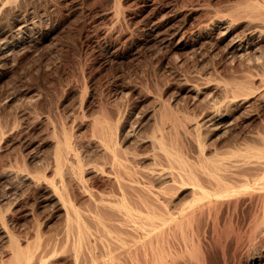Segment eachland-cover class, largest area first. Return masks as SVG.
Here are the masks:
<instances>
[{
    "label": "rangeland",
    "instance_id": "obj_1",
    "mask_svg": "<svg viewBox=\"0 0 264 264\" xmlns=\"http://www.w3.org/2000/svg\"><path fill=\"white\" fill-rule=\"evenodd\" d=\"M4 1H0V12L4 14L0 13V30L6 31L1 38H11L17 19L25 16L40 23L44 35L36 48H20L14 55L17 57L0 68V123L5 125L7 134L3 133L0 139V207H6L2 198L9 191L22 193L20 202L29 203L27 207L32 208L26 216L15 213L14 204L13 212L12 208L7 210L9 213L2 208L17 232L24 225H32L35 214L48 231L46 235L63 226V210L50 206V199L42 189L20 176L11 178L3 173L12 158L20 164L27 161L26 171H35L43 157H51L54 146L49 120L69 123L73 133L76 131L74 134L91 148L92 142L87 145L88 136L91 137L89 122L102 112V107H107L114 116L119 108L129 131L149 133L154 120L161 117L160 105L165 102L187 123L203 121L201 130L203 136L206 133L207 145L212 143L211 149L219 148L226 160H264L257 151L258 145L264 142V37L260 41L261 51L258 49L248 55L252 58L230 61L225 53V41L215 38L219 30H212L210 24L213 13L229 0H66L67 3L65 0H18L15 1L18 7L15 2L10 5ZM35 10H39L38 13ZM245 23H237L236 29L243 30ZM154 24L159 30L164 27L166 30L172 24L180 26V32L171 38L167 36L166 40L160 36L148 38L145 32ZM208 31H213L209 40L203 36ZM249 74L255 78L254 83L246 91L234 93L235 84L231 80L241 77V81ZM217 105L225 120L204 121ZM12 121L18 123L14 122L16 127ZM10 125L15 129L11 130ZM32 147L35 154L42 157L38 156L37 164L30 157ZM247 147L251 148L250 153ZM101 179L105 177L100 176L98 181ZM178 190L174 194L176 201L191 204L185 216L174 224V232L171 230L172 234H177V239L186 235L190 237L187 240H191L186 248L184 245L174 247V251L182 253L179 256L183 260L177 256L178 264H197L198 260L202 261L200 264H264V209L262 199L258 201L264 188L238 187L213 196L212 200L195 203L191 202V185ZM222 199L226 202L218 206ZM230 199L239 200L236 207L227 204ZM247 231H252L251 237Z\"/></svg>",
    "mask_w": 264,
    "mask_h": 264
},
{
    "label": "bare ground",
    "instance_id": "obj_2",
    "mask_svg": "<svg viewBox=\"0 0 264 264\" xmlns=\"http://www.w3.org/2000/svg\"><path fill=\"white\" fill-rule=\"evenodd\" d=\"M15 1L18 2V0H5L4 4ZM65 2L67 3L66 0ZM14 4L17 6L16 2ZM205 4L202 3L203 6H207ZM221 4L223 5L224 2L219 5ZM25 6L28 5L25 4ZM210 6L209 4L208 7ZM212 10L213 13L214 8ZM38 11L35 10L37 13ZM0 13L4 15L3 12ZM213 14H211L212 18L210 17L211 29L219 30L215 38L218 41H225L223 43L225 47H223L226 52H224L228 54L230 61L236 58L243 59L258 49L261 51L259 47H262L260 41H263L261 38L264 37V0H234L233 2L229 0L222 9L218 8L216 14L215 12ZM7 15L9 14H6L5 18ZM242 21L246 22L245 26L243 25L244 28H241L243 30H237L236 24ZM39 25L40 23L37 24L33 18L25 16L17 19L14 32L10 34L11 38L7 36L1 38L6 30H0V68L6 66L10 59L17 57L14 55L20 48L31 46L36 48L35 45L44 38ZM164 28L159 30L154 24L149 26L145 33L148 38L160 36L159 38L163 40L167 36L174 37L180 32V26L173 24L167 26L166 30ZM212 32L208 31L203 36L209 40ZM188 40L183 44L186 45ZM235 79H237V81L234 80L236 83L231 80L233 85L235 84L232 86L233 89L231 88L234 93L246 91L255 80L251 74L241 81L239 80L241 77ZM246 97L247 100L248 96ZM160 106L163 109L161 117L154 120L149 133L140 132L141 134L139 130L136 133L134 130L127 129L119 108L115 109L114 116L111 115L112 113L109 114L111 110L108 111L107 107H102L105 109L101 108L102 112L92 117L89 122L91 137L88 136L87 145L92 142L91 148L86 147L84 144L86 142L74 134L76 131L73 133L72 125L69 126V123L62 120V122L59 120L60 123H55L49 120V117H45L50 121V137L53 139L54 147H52L51 157L46 159L43 157L40 162L39 154L38 156L35 154L36 151L32 145L33 147L29 148L30 157L34 163L35 161L41 163L39 168L35 171H26L27 161L20 164V161L12 158L9 161L10 167L7 164V168L3 165L5 168L1 169L8 177L20 176L19 178L42 189L46 194L45 197L50 199V206L56 205L63 210V226L57 228L58 230L54 229L55 231L50 235H46L48 231L42 227V220L35 214V222L29 226L24 225L23 229L17 232L11 225L6 211H9L14 204V212L26 216L30 214L32 208L27 207L29 203L20 202L22 193L6 192L5 197L2 198V203H6V207L2 208H6V211L0 207V264H178L177 256L178 259L181 258L179 255L182 253L173 249L181 245L186 248L185 245L191 241L187 240L190 237L186 238V235L179 240L177 234L171 232L176 227L174 224L185 216L186 209L191 205L180 203V200L176 201L174 194L179 191L178 189L191 185V202L195 203L206 199L212 200L211 197L234 191L238 187L264 188V160L246 159L235 162L226 160V155L221 153L219 148L211 149L212 143L207 145L208 142L204 138L206 133L203 136L201 130L205 124L203 121L202 123L194 121L189 124L183 117L178 118L179 114L174 113V109L171 110L165 102ZM223 114L217 105L204 121L213 119L214 122H223L225 120ZM2 125L3 123H0V139L4 137L3 133L6 134L3 128L5 125ZM12 125H10L11 130L15 129ZM7 130L6 128V132ZM258 146L257 151L264 157V142L262 141ZM247 151L250 153L251 148L247 147ZM100 176L105 179L98 181ZM7 188H10L8 183ZM259 195L258 201L262 199L261 205L264 209V190ZM238 201L230 199L227 204H234L236 207ZM224 202L226 201L222 199L218 206ZM32 216H34L33 213ZM247 233L252 236V231ZM186 251L188 253L189 250L186 249ZM199 261L201 260H198L197 264H200Z\"/></svg>",
    "mask_w": 264,
    "mask_h": 264
}]
</instances>
